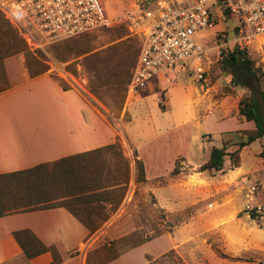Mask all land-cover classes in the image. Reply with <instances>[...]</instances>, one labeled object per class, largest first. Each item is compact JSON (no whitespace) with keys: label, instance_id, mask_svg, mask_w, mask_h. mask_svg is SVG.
Returning <instances> with one entry per match:
<instances>
[{"label":"rangeland","instance_id":"obj_1","mask_svg":"<svg viewBox=\"0 0 264 264\" xmlns=\"http://www.w3.org/2000/svg\"><path fill=\"white\" fill-rule=\"evenodd\" d=\"M130 3L102 0V7L114 17ZM211 10L213 25L193 35L206 48L209 69L205 78L198 80L192 60L187 59V67L179 63L167 76L156 75L151 85L134 96L127 95L126 85L139 39L125 27L100 28L37 45L29 43L25 31L0 10V89L23 74L47 72L63 86L79 88L120 129L112 146L83 158L73 174L56 175L54 180L39 177L34 182L40 185L37 198L44 205L62 204L83 215L89 213L82 203L64 197L71 190V178L83 184L114 185L106 190L112 199L109 214L114 213L113 221L89 252L91 264L124 253L136 241L143 242L126 256L132 264H264V157L259 154L263 138L241 148L237 167L226 155L221 170H200L212 147L225 146L227 152L236 148L241 136L236 131L247 129H236L235 118L244 119L238 101L243 95H255L248 87L233 85L230 71L221 62L222 52L233 47L231 38L241 25L239 17L224 13L217 2ZM33 37L36 43L43 42L35 31ZM12 41L20 42L22 50L13 53L8 46ZM261 49L246 51L249 58L264 65V44ZM256 70L264 89V73ZM126 121L140 146L149 179L144 167L138 171L136 150L123 132ZM147 126L153 127L151 141ZM2 191L9 202L24 199L28 192L21 185L2 187ZM247 205L260 206L262 216L252 219L245 211ZM111 240L115 242L109 246Z\"/></svg>","mask_w":264,"mask_h":264},{"label":"crops","instance_id":"obj_2","mask_svg":"<svg viewBox=\"0 0 264 264\" xmlns=\"http://www.w3.org/2000/svg\"><path fill=\"white\" fill-rule=\"evenodd\" d=\"M235 119L239 124L236 129L254 127L252 121L240 116ZM145 129L151 141L155 137L151 134L153 127ZM123 132L133 144L146 178H151L128 121ZM120 134L117 123L100 106L79 88L63 87L50 73L23 74L0 91V174L104 148L118 140ZM124 155L128 158V153ZM111 201H103L108 218L94 231L66 206L0 215V264H87L89 252L99 245L101 234L113 221L114 213L109 214ZM130 251L101 264H132L126 257Z\"/></svg>","mask_w":264,"mask_h":264},{"label":"built area","instance_id":"obj_3","mask_svg":"<svg viewBox=\"0 0 264 264\" xmlns=\"http://www.w3.org/2000/svg\"><path fill=\"white\" fill-rule=\"evenodd\" d=\"M215 2L223 12L240 19L241 25L231 38L233 46L262 50L264 0H131L114 17L105 14L102 0H0V10L25 31L29 43L37 45L79 37L100 28L125 27L139 39L126 87L127 95L134 96L156 75L167 76L179 63L187 67V59L192 60L198 80L205 78L209 69L206 48L193 35L202 27L213 25L211 6ZM34 31L42 43H36ZM255 68L264 73L263 64L255 62ZM247 208L251 209L248 205ZM254 208L258 210L260 206Z\"/></svg>","mask_w":264,"mask_h":264},{"label":"trees","instance_id":"obj_4","mask_svg":"<svg viewBox=\"0 0 264 264\" xmlns=\"http://www.w3.org/2000/svg\"><path fill=\"white\" fill-rule=\"evenodd\" d=\"M224 13H227V11L224 10ZM8 46L13 53L18 52L23 48L18 41H12V43ZM221 62L224 69H228L230 71L233 85L248 87L255 91V95H243L238 101L239 114L244 117L245 120L252 121L254 123V127L236 131V134L241 136H239L240 138L237 141V146L233 151L227 152L225 146L212 147L209 157L200 165V170H221L224 164V156L226 155L229 156L231 165L233 167H237L239 165V153L241 148L257 138H263L264 140V89L260 88V78L256 72L255 61L248 57L246 50L233 46L232 48H228L222 52ZM1 90L3 89H0V91ZM112 145L113 143L106 147ZM95 151L66 156L54 161L40 163L30 168L0 174V215H5L13 211L36 209L40 207L65 206L62 204L44 205V201L37 198V195L39 194L38 187H40V185L34 184L35 179L39 177H47L48 179L54 180L56 175L62 177L67 174H73L75 172L74 168H78L82 165L81 160ZM259 154L264 157V142ZM72 161H75V163H71ZM136 162L138 163V171L143 172L141 162L139 160H136ZM71 179L73 180V183L71 182L70 185L71 190H69L64 197L70 199L71 201L82 203L83 207L88 209L89 214L83 215L68 208L67 206L66 208L90 231H94L99 227L101 222L108 218L107 213H100L105 208L103 201L109 199L106 195L108 185L99 181H92L88 184H83L78 180L79 178H76L77 180L73 178ZM10 185H21L26 191H28L27 196L24 199L21 198L19 200H15L14 202L4 200L2 196V187L5 188ZM34 187L38 189L34 190ZM99 208L101 210L98 212L97 209ZM94 210H96V214L93 215L92 211ZM245 211L249 213V216L252 219L258 220L262 216L256 208H251ZM14 234L16 236L17 232ZM114 242V240H111L109 242V246ZM142 242L143 241L131 242L125 251L140 245ZM101 247L106 248L107 246L106 244H103ZM23 249L27 252L25 248ZM120 254H122V252L116 254L115 256H111L105 261L117 257ZM103 262L104 261L96 262L94 264H101ZM53 264H55V262ZM87 264H91L89 259Z\"/></svg>","mask_w":264,"mask_h":264}]
</instances>
